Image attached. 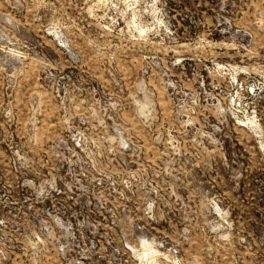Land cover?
<instances>
[{
	"label": "rangeland",
	"instance_id": "374dc122",
	"mask_svg": "<svg viewBox=\"0 0 264 264\" xmlns=\"http://www.w3.org/2000/svg\"><path fill=\"white\" fill-rule=\"evenodd\" d=\"M0 264H264V0H0Z\"/></svg>",
	"mask_w": 264,
	"mask_h": 264
}]
</instances>
